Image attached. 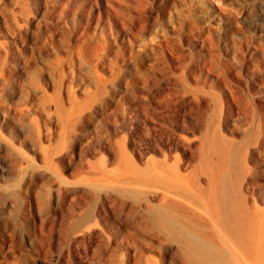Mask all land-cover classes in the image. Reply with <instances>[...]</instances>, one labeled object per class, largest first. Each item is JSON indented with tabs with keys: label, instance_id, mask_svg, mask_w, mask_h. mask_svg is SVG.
I'll return each mask as SVG.
<instances>
[{
	"label": "rangeland",
	"instance_id": "rangeland-1",
	"mask_svg": "<svg viewBox=\"0 0 264 264\" xmlns=\"http://www.w3.org/2000/svg\"><path fill=\"white\" fill-rule=\"evenodd\" d=\"M183 196L264 264V0H0V264H189Z\"/></svg>",
	"mask_w": 264,
	"mask_h": 264
},
{
	"label": "bare ground",
	"instance_id": "bare-ground-1",
	"mask_svg": "<svg viewBox=\"0 0 264 264\" xmlns=\"http://www.w3.org/2000/svg\"><path fill=\"white\" fill-rule=\"evenodd\" d=\"M182 195L183 194H181L180 196H182ZM184 196L179 197L180 200H179L178 204L181 206V208H179L177 210L176 215H172L171 221L173 222L172 227H174L175 229L182 230V232L186 233L188 238H189L188 243H187V247H186L187 248V260H188L189 264H206V262H208L209 260H210V262L213 261L214 263L211 262L213 264H217V263L218 264H220V263H224V264H250L248 262L247 255H245L241 250H238L239 249L238 245H236L238 243L236 242L235 237L232 236V230H230V229L228 230V228L227 229L223 228V230H222L223 233H221V234L219 233V236H220L218 238L219 241H215L214 236L212 234H210L209 231H208L209 232L208 233L207 230H205V229H207L206 226L204 225L205 222L203 224V222L201 220V219H204L205 217L201 214V212H200L201 208L199 206H197L198 205V204H196L197 202L195 203L191 199L186 198ZM194 203H195V205H194ZM229 203L230 204L228 205V207L226 206V208H228V209H226V208L225 209L228 211V213L231 217L230 222H231V220L234 221L236 224L234 222H232V223H234L235 226L238 224L239 225V226L237 225L238 228L239 227L241 228V226L244 225L243 221H242L243 220L242 216H241V214L237 213L238 209L236 208L237 206L233 204L234 202L232 203L230 201ZM196 207L200 208V210ZM230 217H228V219ZM172 222H170V223H172ZM215 222L216 221L213 220V224ZM238 228H236V230H238ZM199 230L201 231L200 233H199ZM197 233L200 236L197 235ZM235 235H236V233H235ZM225 249L229 250L230 257L224 251ZM249 261H250V259H249Z\"/></svg>",
	"mask_w": 264,
	"mask_h": 264
}]
</instances>
